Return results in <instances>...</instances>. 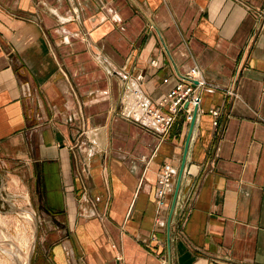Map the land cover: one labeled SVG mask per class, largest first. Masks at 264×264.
Wrapping results in <instances>:
<instances>
[{
	"label": "crops",
	"instance_id": "obj_1",
	"mask_svg": "<svg viewBox=\"0 0 264 264\" xmlns=\"http://www.w3.org/2000/svg\"><path fill=\"white\" fill-rule=\"evenodd\" d=\"M194 67L220 88L173 208L192 121L162 136L122 98L155 101ZM0 155L28 170L47 264H264V0H0Z\"/></svg>",
	"mask_w": 264,
	"mask_h": 264
},
{
	"label": "built area",
	"instance_id": "obj_2",
	"mask_svg": "<svg viewBox=\"0 0 264 264\" xmlns=\"http://www.w3.org/2000/svg\"><path fill=\"white\" fill-rule=\"evenodd\" d=\"M209 88H220V86L208 81L202 71L194 67L182 74L176 84L155 101L143 97L138 91L125 92L122 98L121 115L135 118L147 129L166 136L180 116H183L187 122L194 119L195 113L198 114L201 106L202 94ZM225 91L231 97L237 93L234 85ZM210 112L214 118L213 125L216 127V133L221 135L224 130L225 114L220 108H212ZM177 171L178 168L170 162L162 165L157 186L159 206L165 204L167 195L174 186ZM187 216L188 210L183 213L180 222L184 223Z\"/></svg>",
	"mask_w": 264,
	"mask_h": 264
},
{
	"label": "rangeland",
	"instance_id": "obj_3",
	"mask_svg": "<svg viewBox=\"0 0 264 264\" xmlns=\"http://www.w3.org/2000/svg\"><path fill=\"white\" fill-rule=\"evenodd\" d=\"M32 186L26 167L0 155V264H47L40 257L46 226Z\"/></svg>",
	"mask_w": 264,
	"mask_h": 264
},
{
	"label": "water",
	"instance_id": "obj_4",
	"mask_svg": "<svg viewBox=\"0 0 264 264\" xmlns=\"http://www.w3.org/2000/svg\"><path fill=\"white\" fill-rule=\"evenodd\" d=\"M196 115H197V113H195L194 119L191 122L190 130H189V133H188V136H187V139H186V143H185L184 156H183V160H182L180 171H179V176H178V181H177V186H176V191H175L174 201H173V208H174L175 203H176V199H177V196H178L182 175H183V172H184V169H185V163H186L188 148H189L190 140H191V137H192V132H193V129H194V123H195V120H196Z\"/></svg>",
	"mask_w": 264,
	"mask_h": 264
},
{
	"label": "bare ground",
	"instance_id": "obj_5",
	"mask_svg": "<svg viewBox=\"0 0 264 264\" xmlns=\"http://www.w3.org/2000/svg\"><path fill=\"white\" fill-rule=\"evenodd\" d=\"M25 209H26V208H25ZM28 209H29V208H28ZM23 212H24V211H23ZM29 216H30V215H29ZM29 219H30V218H29ZM30 220H31V219H30ZM19 245H20V244H19ZM26 245H27V244H26ZM25 249H26V248H25ZM9 250H10V249H9ZM28 250H29V249H28ZM28 250H27V251H28ZM19 253H20V252H19ZM27 253H28V252H27ZM9 255H10V254H9ZM11 257H12V256H11ZM11 259H12V258H11ZM21 259H22V261H23L24 263H27V261H28L27 258H26V257L24 258L23 256H21ZM13 260H14V259H13ZM14 261H15V260H14ZM12 264H13V263H12ZM15 264H16V263H15Z\"/></svg>",
	"mask_w": 264,
	"mask_h": 264
}]
</instances>
